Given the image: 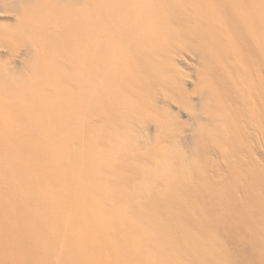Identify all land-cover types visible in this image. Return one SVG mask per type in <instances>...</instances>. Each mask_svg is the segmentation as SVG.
I'll use <instances>...</instances> for the list:
<instances>
[{
	"label": "bare ground",
	"instance_id": "6f19581e",
	"mask_svg": "<svg viewBox=\"0 0 264 264\" xmlns=\"http://www.w3.org/2000/svg\"><path fill=\"white\" fill-rule=\"evenodd\" d=\"M184 54L197 58L191 92L201 97L202 113L212 125L207 132L198 123L199 139L212 138L219 130L214 125L219 126L228 135L232 150L238 151L240 142L248 137L242 131L245 121L254 122L255 133L264 140V94L256 86H264V0H0V81L10 83L8 79L14 75L25 81L19 97L0 99L1 135L7 133L6 138L19 142L13 155L17 159L0 156V169L10 172L11 178L0 177L18 201L12 202L10 213L20 226L10 222L6 235L11 240L2 244L0 234V248L9 245L15 249L21 257L19 264H36L32 258L50 259L54 264H88L81 257L100 264H151L141 259L146 254L142 252L148 240L145 233L151 230L155 264H237L234 253L239 264H264V183H257L262 172L254 173L256 181H248L237 169L236 176L243 181H235V188L249 200V206L240 207L220 198L217 186L214 197L218 203L207 193L202 196L196 178L182 185L171 178L157 179L158 191H146L143 202L150 212L173 218L180 225L184 221L175 214L178 207L174 204L191 208L202 226L191 228L184 223V232L175 224H139V207L127 204L120 208L129 220H120L106 206L115 192L100 190L94 180L98 200L81 189L73 197L80 202L75 205L63 193L72 184L66 175L77 165L89 169L90 180L105 174L97 163L110 159L121 166L125 160H133L148 168L145 157H172L180 163L179 170H172L176 176L186 170L182 167H188V162L185 165L183 159L196 152L177 149L184 123L169 110L172 102L190 105L191 92L184 86L188 74L180 67ZM243 56L259 64L257 83L252 72L245 71ZM12 62H18L20 69L7 66ZM8 86L0 90L6 91ZM74 90L76 95L71 94ZM221 96L228 100L225 108L229 114L222 110ZM63 101L75 109L77 116L69 112L71 121L81 124L87 119L90 125V137L84 136V144L91 149L92 166L73 155L71 144L79 135L63 123V114L69 118ZM77 113L85 116L79 120ZM151 124L155 134L145 131ZM17 126L20 129L15 131ZM139 142H154L158 147L142 154L127 150ZM215 145L217 159L234 168L231 153L222 151L220 142ZM259 146L264 148V141ZM171 169L166 170L168 174ZM177 186L195 193V199L177 191ZM119 194L125 196V202L130 200L124 192ZM214 215L240 220V229H230L229 224L231 231L220 229ZM26 216L38 227L21 224L19 220ZM14 227L22 238L12 236ZM104 232L114 235L113 239H107ZM4 258L0 256L7 261Z\"/></svg>",
	"mask_w": 264,
	"mask_h": 264
},
{
	"label": "rangeland",
	"instance_id": "374dc122",
	"mask_svg": "<svg viewBox=\"0 0 264 264\" xmlns=\"http://www.w3.org/2000/svg\"><path fill=\"white\" fill-rule=\"evenodd\" d=\"M194 58H195V61H194ZM242 58H243V65L245 67V71L246 72H252L253 82L257 83L258 78H257L255 69L258 70L259 64L258 63L254 64L253 62L250 61L249 58H247L245 56H243ZM196 60H197V58L194 57L193 55H190V54H184L183 58H180V67L183 69V71L185 73L188 74V76H187L188 78H185L187 80H185L184 86L189 92L192 91V88H193V83H192L193 81L192 80L195 78V75H196L197 69H198V65H197ZM7 66L11 67L13 70L20 69V64L18 62L9 63ZM71 77L75 81L76 78L74 76H71ZM8 80H11L10 83L8 81L7 82L0 81V89L3 88L2 86L6 87L9 84L8 90H6V91L3 90V92L0 90V99H2V97H6L7 99L10 100L12 97L13 98L19 97V95L22 93L21 84L23 82H25L24 77H22L21 75H14V76L10 77ZM16 81H20V84L17 83ZM238 81L240 82V80H238ZM75 85H76V82H75ZM85 85H86V83H85ZM256 86L258 88V92H260V90H261L262 94H264V86L261 83H257ZM88 92H89V90H87V94H88ZM61 94L63 95V93H61ZM71 94L76 95L75 90L73 92H71ZM199 97L200 96L198 95V93L195 94V92H191L190 97L188 99L190 102L189 106H186L184 104L178 105L175 102H172L171 103L172 105L170 104V107H169V110H171L173 113H175L177 120L184 123L183 128L181 130L182 132L180 134L181 135L180 140L177 144V149H180L181 151H186V154L190 153L191 151H194V154L196 152V154L193 156L194 158L191 157V158L183 159V162L185 163V165L188 162V164H187L188 167H185L183 165L182 168L186 169V170L183 171L181 175L176 176L174 174V172L172 171V170H175V171L179 170L178 167H176V166L180 165V163L174 161L175 158L173 159L172 157H167V158L159 157L157 159H153L152 156L145 157V160H146L145 162L149 163V166H150L148 168H146L143 165L136 164L133 160H130V161L125 160L123 162V165L121 166L114 159H110L106 162H100V165H99V163H97V167H100L99 168V169H101L100 171L104 172L105 174L102 176H98L97 178H94L91 180L87 179V174H88L89 169H87L85 167L84 168L80 167L79 165H77L76 167L73 166V170L66 175L68 182L71 181L72 184L68 185L69 187L67 188V191L64 190L63 193L66 195V197H68V198L70 197L71 198L70 200L75 205H80V202L77 201L75 198L79 195V190H81V189H85V190L89 191V194L87 193L89 198L94 197L95 200H98L100 197L97 194L96 187H94L92 182H91L92 180H94V182L97 183L96 185H98V188L100 190H107V191L115 192V194H116L115 198L106 202V206L111 207L112 210L115 213H117V216L120 220H123V221L129 220V217L127 216V214H125L123 211H121V208H120L121 206H124L127 204V205H132L134 207H139V210H140L139 211V216H140L139 224L142 223L143 221H146L147 224L150 225V227H152V223H154V222L161 223L164 227H171L175 224L174 226H178L180 228V230L183 232L185 230L184 223H187L188 225H190L191 228H194V227L200 228L202 226V222L197 221L195 219V216L193 217V215L191 214V212H192L191 208H182L180 205L174 204L175 206L178 207L175 210V214L177 215L178 219H180L181 221H184V223L182 222V224L180 225V223H176V220H174L173 218H167L164 215L157 214L154 212L153 213L150 212L147 204L145 202H143V201H145V198L147 195L146 191H148V190L150 192L151 191H153V192L158 191L159 187H156V185H155V181L157 179H160L163 177L171 178V180L173 179V181L180 183L179 185H182V184H187L188 182H191L190 180L196 178L197 181L200 183V187H201V188L199 187L200 188V191H199L200 194L202 196H204L203 193L209 194L213 198L214 203H218V201L214 197L215 196L214 187L216 188V186H217L220 188V190L222 192V196L220 198L224 199L225 201H229V202L235 201L236 203H238V206L241 204H243L244 206L245 205L249 206L248 205L249 200L247 199V195H245V193H243L241 189L239 190V189L235 188V181L240 182V183L243 181V180L239 179L240 176H238V178H237L236 175L238 174L237 172H239L238 170H240L241 174L247 175L249 177L248 181H256L257 178L255 177L254 173L255 172H262L263 174H262L261 178L259 180H257V183H262V184L264 183V148L259 146L260 144L263 145V141H264L262 139L263 137L258 136L255 133L254 130L257 129V125L254 124V122H253V124H250V122L245 123V121H244V125H245L244 127L245 128L242 131H243V133L245 132V134H246L245 136H248V137L243 138V139H246L243 143L240 142L241 145L239 146L238 151L232 150L233 146H232V143L228 140V135L221 129L222 127H219V126L214 125L215 128H217L219 130L221 129V130L220 131L219 130L214 131L212 138L199 139L200 132H199V130H197V128L199 127L198 123H200L201 125H204L207 128V130H206L207 132L209 131L210 128H212L211 123L206 122V117H205L204 113H202L203 106H202V101L200 100L201 97L200 98ZM63 99H65V98H62V100ZM252 101L255 102L256 103L255 106L257 108H259V110L262 111V108L259 105V102L253 98H252ZM221 102L223 104L222 110L224 112H228V109L225 108V107H227V103H228L227 98L222 97ZM9 104H10V102L7 103L5 106H8ZM63 105L66 107L65 109L69 110L67 112L68 117H69L70 111L76 115L74 108H72L70 105L66 104L64 101H63ZM184 107L186 108V110L187 109L188 110L186 111ZM86 112L87 111H85V113ZM83 114L84 113H82V115ZM228 114H229V112H228ZM65 115L66 114H63V123L65 124L66 128H68L69 130L71 129V131H74L75 133L77 132L79 135L78 139H76L74 141V143L71 144V146H72L71 148L75 150L73 155H75L79 161H85V163L88 162L92 166L94 164V160L91 159L92 156L89 155L91 152V149H89L87 147L86 143L84 144V136L90 137V125L86 122L87 119H85L80 124L79 121L73 122L70 120V117L66 118ZM82 115L78 114V119L81 118ZM83 116H85V115H83ZM151 126H152V124L149 125L147 127V130H145V131L149 132L150 134H155V130H154L155 127H153V126L151 127ZM237 126H238V124H237ZM19 129L20 128L17 126L15 128V131H18ZM37 131H38V129L36 128V130L33 134L36 135ZM1 134H2V132H0V156H2L3 159L5 157L11 158V159H17V157L13 156V155L16 154V151H17L16 146H17V144H19V142L16 143V142L11 141L13 139L6 138L5 136L7 135V133H5L4 136ZM59 139L62 142H67V139H64V138H62V139L59 138ZM54 141H58V138L55 139ZM28 142H33V141H28ZM218 142L221 143V146H222L221 150L222 151H224L226 153L228 152V155L231 153L230 159L232 160L234 168H229L225 164V161H223L221 159H217L216 154H215V152H216L215 151V146H216L215 143L218 144ZM30 145H35V143H32ZM157 147L158 146L154 142L153 143H147V142L146 143H140L139 142L138 144H132L131 146H128L127 150L128 151L137 150L142 154L143 151H145L146 153H152L155 151V149ZM13 149H16V150H13ZM102 149H103V151H105V149H106L105 146ZM6 154L10 155L11 157L7 156ZM51 154H52V152H51ZM148 155H151V154H148ZM88 163H87V165H88ZM73 165H75V164L73 163ZM190 165H192V167H196V168L191 170L189 168ZM173 166H175V167L171 169L170 167H173ZM93 167H92V169H95ZM200 167H201V169H200ZM235 168H236V170L238 169L236 172L234 171ZM167 169H171V171H172L171 174H168V171H166ZM202 169L205 171V173L204 172L201 173ZM163 171H164V173L165 172L166 173L164 174ZM197 173H198V175H197ZM11 175L12 174L10 172L3 170V169H0V176L2 178L8 179V178H11ZM1 177H0V188H1L0 189V200L2 202L0 203V214L3 213L6 215L5 218L0 217V234L2 235V240H1V242H2L4 240L6 241L7 238L11 240V237L9 235H6V233L9 231L8 225H10V222L14 223L15 227L19 228L20 226H16V223L18 220L16 219V217L14 215L12 216V214L10 213L11 204H13V203L16 204V202H18V201H16L14 199V197L10 194V188L8 187L7 182L4 181V179H2ZM111 181H112L113 185H112V183H111V185L108 183ZM132 181H135V182H132ZM130 182H132V183L129 185ZM137 182H141V184L138 185ZM143 183L145 185L142 186ZM202 187H203V189H202ZM140 189L145 190V192L140 193V191H141ZM176 190L179 191L180 193L182 192L184 195L192 197V199H195V197H196L195 193H191L190 190L186 191V189L183 186H177ZM121 191L124 192L128 197H130L129 198L130 200L128 202L124 201L125 196L122 197L121 194H119ZM254 193L256 194L257 191H255ZM73 197H75V198L73 199ZM2 198H4V199H2ZM253 201L255 202V200H253ZM191 207L195 208L193 204H191ZM99 212L100 211H98V213ZM98 217L101 219V223L104 222V220L102 219V216H98ZM25 218L26 219L24 221L19 220L21 222V224H23V225L27 224V223L31 224V225L34 224L38 227V224H35L31 218H29L27 216ZM214 218H215L214 221H216L215 223L217 225L221 226L220 229L221 228H225L228 230H230V229L239 230L240 229L239 226H237L240 223V220H238V219H237V221L234 220V222H232L231 217L224 218L221 216H215L214 215ZM137 219L139 220V218H137ZM226 224L231 225L232 228L229 229L228 225H226ZM101 225H103V223ZM15 227L11 228L12 236H16L17 239L22 238V236L19 235V233L17 231L18 228H16V230H15ZM41 229L44 230V228H41ZM132 234H134V233H132ZM132 234H131V236H132ZM103 235L106 236L107 239H113V236H114L110 233L106 234L105 232L103 233ZM145 235H146V238H148V240L143 245L142 252L146 253V254H145V256L142 254L141 259H142L143 263L146 262V263L155 264V262H157V259L154 257L153 253H154V250H156V249L152 245V239L155 235L151 230H147ZM62 240H60L61 243H62ZM2 244H4V243L2 242ZM206 244H207L206 246L208 248H212V246H210L208 243H206ZM5 246L3 245L0 248V253H2L0 256H5L8 259L4 258L7 261L0 259V264H4V262L7 264H19L21 257L18 255V252L15 249H12L9 245H5ZM7 250H9V251H7ZM177 251H178V249H175V248L173 249V252L175 254L177 253L178 257L181 258L182 254L179 251H178L179 252L178 253ZM104 253H106V255H108V251H105ZM234 254H233V258L236 260L237 264H239V257L236 254L235 255ZM19 257H20V259H19ZM81 258L86 259L88 261V264H100V263H95V262H89V258H86V257H81ZM28 261H30V260H28ZM23 262L27 263L26 261H23ZM32 262L33 263L35 262L36 264H38V263H40V264H54L50 259L43 262L40 259L32 258ZM119 264H126V263L121 261Z\"/></svg>",
	"mask_w": 264,
	"mask_h": 264
}]
</instances>
